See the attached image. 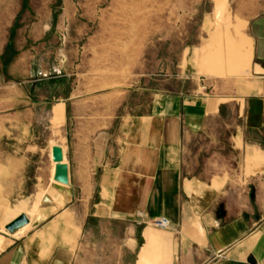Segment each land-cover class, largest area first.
Here are the masks:
<instances>
[{"label":"crops","instance_id":"obj_1","mask_svg":"<svg viewBox=\"0 0 264 264\" xmlns=\"http://www.w3.org/2000/svg\"><path fill=\"white\" fill-rule=\"evenodd\" d=\"M245 34L244 66L231 53L203 66L248 75L208 82L196 68L191 89L152 90L143 112L63 122L69 183L49 181L32 216L5 222L28 217L0 229V264H264V11ZM160 216L168 229L152 226Z\"/></svg>","mask_w":264,"mask_h":264},{"label":"rangeland","instance_id":"obj_2","mask_svg":"<svg viewBox=\"0 0 264 264\" xmlns=\"http://www.w3.org/2000/svg\"><path fill=\"white\" fill-rule=\"evenodd\" d=\"M261 11L264 0H0V229L20 210L32 216L54 181L51 148L63 142V122L97 128L143 112L152 90L191 89L196 68L248 75L203 64L231 53L244 66L246 19ZM7 156L28 165L4 166Z\"/></svg>","mask_w":264,"mask_h":264},{"label":"water","instance_id":"obj_3","mask_svg":"<svg viewBox=\"0 0 264 264\" xmlns=\"http://www.w3.org/2000/svg\"><path fill=\"white\" fill-rule=\"evenodd\" d=\"M52 160L55 162V169L53 174V180L59 183L68 184L69 183V169L68 164L64 162V151L63 148L56 144L51 148ZM28 223V217L21 213L9 221L5 225V229L14 232L18 228L24 226Z\"/></svg>","mask_w":264,"mask_h":264},{"label":"built area","instance_id":"obj_4","mask_svg":"<svg viewBox=\"0 0 264 264\" xmlns=\"http://www.w3.org/2000/svg\"><path fill=\"white\" fill-rule=\"evenodd\" d=\"M151 224L152 226L163 230L169 228V221L164 216H160L159 218L155 219Z\"/></svg>","mask_w":264,"mask_h":264}]
</instances>
